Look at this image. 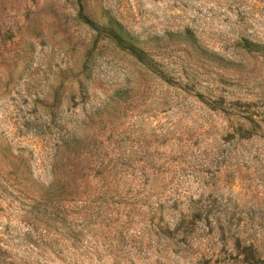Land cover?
<instances>
[{
    "label": "rangeland",
    "instance_id": "1",
    "mask_svg": "<svg viewBox=\"0 0 264 264\" xmlns=\"http://www.w3.org/2000/svg\"><path fill=\"white\" fill-rule=\"evenodd\" d=\"M0 264H264V0H0Z\"/></svg>",
    "mask_w": 264,
    "mask_h": 264
}]
</instances>
